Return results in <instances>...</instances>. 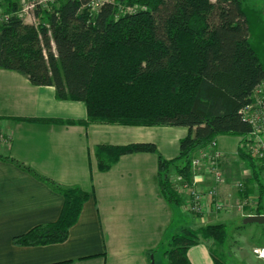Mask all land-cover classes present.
Masks as SVG:
<instances>
[{"label": "trees", "instance_id": "16d2710c", "mask_svg": "<svg viewBox=\"0 0 264 264\" xmlns=\"http://www.w3.org/2000/svg\"><path fill=\"white\" fill-rule=\"evenodd\" d=\"M86 0H57L34 12L36 24L16 14V0H1L7 18L0 23V68L13 70L37 86H52L58 100H79L90 122L120 125H168L187 128L178 155H158V185L166 201L180 198L170 182L173 169L191 176V159L218 135L243 136L250 125L242 110L264 82V63L252 46L253 12L240 0H106L97 10ZM134 8L133 11H125ZM120 10L123 13H120ZM134 152H156L153 143L101 145L99 170ZM237 155L250 169L239 193H257L264 202L262 168L247 153ZM31 172L64 199L58 219L32 227L13 238L21 245L66 240L89 194L79 187H61ZM253 183V185H252ZM223 244L226 225L199 231ZM201 242L196 231L182 227L167 242L168 264H191L190 246ZM214 264H224L210 253Z\"/></svg>", "mask_w": 264, "mask_h": 264}, {"label": "crops", "instance_id": "0c3cea01", "mask_svg": "<svg viewBox=\"0 0 264 264\" xmlns=\"http://www.w3.org/2000/svg\"><path fill=\"white\" fill-rule=\"evenodd\" d=\"M0 264H165L161 249L183 227L176 205L166 201L158 185V155H178L187 128L90 122L79 100H58L52 86H37L27 77L0 68ZM233 136V135H231ZM218 135L215 148L227 176L238 137ZM153 143L156 152H134L99 170L101 145ZM61 187L89 194L65 241L44 245L13 242L32 227L58 219L64 199L31 172ZM236 163V162H235ZM230 197L226 184L216 188ZM165 251V250H164ZM191 264H214L208 246H190Z\"/></svg>", "mask_w": 264, "mask_h": 264}, {"label": "rangeland", "instance_id": "374dc122", "mask_svg": "<svg viewBox=\"0 0 264 264\" xmlns=\"http://www.w3.org/2000/svg\"><path fill=\"white\" fill-rule=\"evenodd\" d=\"M240 1L243 7L250 9L254 13V20L250 22V31L252 34L250 42L258 52L261 62L264 63V0ZM53 3L54 2L51 4ZM130 9L132 10L134 8ZM125 11H128V8H126ZM121 12L123 13L122 10H120V13ZM34 21L36 24V18H34ZM239 142L240 136L237 139L236 151L234 153L237 158L235 161L236 163L229 161L227 176L224 175V180L220 183L226 184L231 193V196L228 198L226 197V199H220L217 196L222 203L220 210H212L208 203L209 201H207V208L204 213L196 214L190 211L186 206L189 200L188 196L185 193L177 191L175 188L176 183L173 182L175 172L173 169L170 170V182L180 198V203L175 206L178 214L176 220L185 219V223H182L183 227L196 231L201 242L208 246L209 252H213L216 256H220V259L223 260L224 264H264V259L256 257L253 253L255 247H264V224L243 223V218L245 216L257 214L256 210L258 203L256 192L250 193L245 198L241 197L239 193L240 187H238V183H242L243 188L251 185L246 183V180L250 178L251 175L250 169L244 161H241L238 158L237 155V148L240 149ZM240 150L247 153L251 158L258 162L251 153L246 151L247 149L241 148ZM257 164L260 165L259 162ZM191 171L189 179L191 180L193 175L197 176L198 191H204L206 187L211 185L212 179L208 177L209 173L206 172L204 167L201 168L199 166L196 169L191 168ZM261 178L264 180V173H261ZM218 185H216V188ZM261 207V213L259 214H264V202H262ZM218 223L226 225L227 236L223 244H218L213 236L202 237V234L199 232L200 229L205 228L207 225ZM166 247L167 245L165 244L161 249V253L164 252ZM165 264H168L167 260Z\"/></svg>", "mask_w": 264, "mask_h": 264}, {"label": "built area", "instance_id": "2783aa9c", "mask_svg": "<svg viewBox=\"0 0 264 264\" xmlns=\"http://www.w3.org/2000/svg\"><path fill=\"white\" fill-rule=\"evenodd\" d=\"M17 16L26 23L35 24L34 12L38 8H43L57 0H16ZM106 0H86L83 7L91 11L97 10L98 7ZM129 11H133L128 8ZM7 18L3 12L0 0V23ZM252 101L246 105L243 110V118L250 125V131L240 136V149H247L255 159L259 162L262 173H264V82H262L254 91ZM8 142L4 134L0 133V144ZM215 140L206 146L197 150L191 159V168L204 167L208 172V177L212 179L211 185L206 187L204 191H198L197 176L193 175L190 179H185L181 175L175 173L173 182L176 183L175 188L178 192L185 193L188 196L187 208L196 214H202L207 208V201L212 210H220L221 201L217 198L216 185L224 180V174L221 169V162L225 158V154L215 148ZM198 175V174H197ZM199 177V175H198ZM172 181V179H171ZM240 190H243V184L238 183ZM253 253L256 257L264 259V247H255Z\"/></svg>", "mask_w": 264, "mask_h": 264}, {"label": "water", "instance_id": "95a60500", "mask_svg": "<svg viewBox=\"0 0 264 264\" xmlns=\"http://www.w3.org/2000/svg\"><path fill=\"white\" fill-rule=\"evenodd\" d=\"M243 223H258L264 224V214H252L243 218Z\"/></svg>", "mask_w": 264, "mask_h": 264}]
</instances>
